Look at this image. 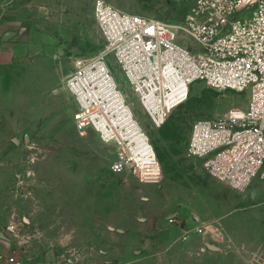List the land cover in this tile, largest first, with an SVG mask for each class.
Segmentation results:
<instances>
[{"label": "rangeland", "instance_id": "rangeland-1", "mask_svg": "<svg viewBox=\"0 0 264 264\" xmlns=\"http://www.w3.org/2000/svg\"><path fill=\"white\" fill-rule=\"evenodd\" d=\"M97 1L0 0V255L17 264H264V182L235 192L187 154L193 124L245 111L248 92L198 83L157 128L110 56L126 104L155 147L156 184L114 174L116 148L78 132L65 83L77 59L106 49ZM103 1L170 23L191 11L173 0ZM10 31L17 36L3 42ZM178 42L201 49L189 37Z\"/></svg>", "mask_w": 264, "mask_h": 264}, {"label": "built area", "instance_id": "built-area-1", "mask_svg": "<svg viewBox=\"0 0 264 264\" xmlns=\"http://www.w3.org/2000/svg\"><path fill=\"white\" fill-rule=\"evenodd\" d=\"M173 1L191 6L184 22L151 20L96 2L94 18L106 49L96 58L77 59L66 80L77 106L75 125L80 135L93 131L116 148L114 174L130 172L145 184H156L162 170L155 147L125 111L109 57L157 128L189 100L198 83L217 91L248 92L245 111L196 121L187 148L209 176L245 193L256 179L264 182V0ZM252 9L246 18L244 12ZM180 37L193 39L200 51L180 45ZM0 262L17 264L3 255Z\"/></svg>", "mask_w": 264, "mask_h": 264}, {"label": "water", "instance_id": "water-1", "mask_svg": "<svg viewBox=\"0 0 264 264\" xmlns=\"http://www.w3.org/2000/svg\"><path fill=\"white\" fill-rule=\"evenodd\" d=\"M24 2H28V0H23ZM17 36V33L16 32H13V31H10V32H7L3 37H2V41L3 42H7L11 39H13L14 37Z\"/></svg>", "mask_w": 264, "mask_h": 264}, {"label": "crops", "instance_id": "crops-1", "mask_svg": "<svg viewBox=\"0 0 264 264\" xmlns=\"http://www.w3.org/2000/svg\"><path fill=\"white\" fill-rule=\"evenodd\" d=\"M6 34V33H5ZM5 34H3V35H5ZM211 210V209H210ZM213 212L214 211H212V212H208V213H206V214H204V213H201V214H203L202 216H204V215H207V214H213ZM208 249H209V251H212V252H217V251H219L216 247H214V246H208Z\"/></svg>", "mask_w": 264, "mask_h": 264}, {"label": "bare ground", "instance_id": "bare-ground-1", "mask_svg": "<svg viewBox=\"0 0 264 264\" xmlns=\"http://www.w3.org/2000/svg\"><path fill=\"white\" fill-rule=\"evenodd\" d=\"M125 111L128 112L131 116L134 117L132 111L126 106Z\"/></svg>", "mask_w": 264, "mask_h": 264}]
</instances>
